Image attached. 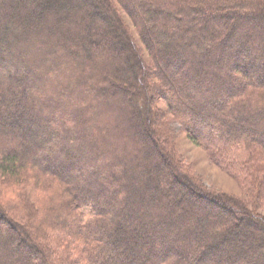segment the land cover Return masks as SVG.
<instances>
[{
  "label": "trees",
  "instance_id": "16d2710c",
  "mask_svg": "<svg viewBox=\"0 0 264 264\" xmlns=\"http://www.w3.org/2000/svg\"><path fill=\"white\" fill-rule=\"evenodd\" d=\"M157 93L264 192V0H0V264H264V217L173 162Z\"/></svg>",
  "mask_w": 264,
  "mask_h": 264
},
{
  "label": "rangeland",
  "instance_id": "374dc122",
  "mask_svg": "<svg viewBox=\"0 0 264 264\" xmlns=\"http://www.w3.org/2000/svg\"><path fill=\"white\" fill-rule=\"evenodd\" d=\"M112 5L115 7L121 21L127 27L129 33L132 35L137 45L139 46L143 60L147 63L148 66H151L152 64L150 61V57L146 52L142 42L140 41L137 31L133 26V24L131 23L127 13L121 8V6L116 1H113ZM88 10L91 9L88 8ZM44 64L47 65L48 67L52 66L49 65L47 62H45ZM52 64L57 66V63L54 61H52ZM67 70H68L67 67L62 66V68L59 71L58 70L56 71L57 73L56 75L55 73L51 75L52 83L54 82L55 86L56 85L59 86L58 83L61 82L62 84L65 83L64 80L62 81V76L67 77L69 76L70 72L75 76H78L80 74L79 72L73 73L72 71L69 70L67 71ZM18 72H20V70L13 71L10 74L15 75ZM72 74L71 76H73ZM149 81L152 84L157 83V79L153 76L149 77ZM155 96L156 98H154V103H153L154 111H156L155 113H158L160 118L168 119L167 120L168 124L166 123L168 126V127L166 126V129L168 131L161 129L159 130L162 133V135H164L162 139L165 140V143L167 144L166 150L174 159L173 162L178 164L195 183L202 185V187L207 189L209 192L218 193L224 198L229 199V201L234 199L237 201L245 202L248 204L250 210L253 213L264 217V192L260 190L261 187L250 185L247 180L245 179L243 180L241 177H235L230 173H228L227 171L223 170L221 167L211 162L206 153V150H204L202 146L192 141L187 135V133L180 127V125L173 121L172 116L169 113H167L166 105L162 100V98L160 97V95L157 93V95L155 94ZM99 101L100 102L95 104L96 111L102 110L103 112L106 108L112 110L111 114L105 116L101 115V118L107 120L110 126L115 125L119 129L124 128L122 126V123H120L122 120H119L114 109V107L117 106V109L121 110V108L125 106L123 104V101H121V99L119 100L117 99L115 100V103H111L105 100V98H101ZM125 108H123L125 110H121V111L123 112L124 119L127 120L128 117H130L128 116L129 112H127L129 107L125 106ZM132 134L133 132H131L130 136H134V134L133 135ZM135 140H138V138L135 137ZM126 142L129 143L128 140H124V141H118V144L124 145V143L126 144ZM141 154L142 155L141 158H139V162H142V158L143 159L147 158L145 151L141 152ZM261 189H263V187ZM181 197L185 198L186 196L182 194ZM197 203H200V205L202 206L207 205L208 207V204L205 201L203 202L202 200L201 201L199 200L197 201ZM210 216H217V214L216 212L215 213L211 212ZM240 228H242V230L245 231L253 232L248 227L244 228L243 226H241ZM257 229L259 228H256L255 232H259V233L262 232L261 230H257ZM57 246L58 243L55 241L53 242V244L50 245L51 251L54 250L53 251L54 258H57V255L61 251V249H57ZM129 253L131 252L125 253V257H127ZM118 259L122 261L124 257H119Z\"/></svg>",
  "mask_w": 264,
  "mask_h": 264
}]
</instances>
